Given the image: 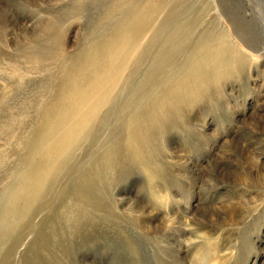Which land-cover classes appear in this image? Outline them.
<instances>
[{"label":"rangeland","instance_id":"374dc122","mask_svg":"<svg viewBox=\"0 0 264 264\" xmlns=\"http://www.w3.org/2000/svg\"><path fill=\"white\" fill-rule=\"evenodd\" d=\"M262 5L0 0V264H264Z\"/></svg>","mask_w":264,"mask_h":264},{"label":"bare ground","instance_id":"6f19581e","mask_svg":"<svg viewBox=\"0 0 264 264\" xmlns=\"http://www.w3.org/2000/svg\"><path fill=\"white\" fill-rule=\"evenodd\" d=\"M262 3V2H261ZM262 10L264 11V5H262ZM263 16V15H262ZM264 26V25H263Z\"/></svg>","mask_w":264,"mask_h":264}]
</instances>
